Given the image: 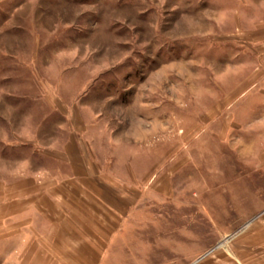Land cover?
I'll return each instance as SVG.
<instances>
[{
	"label": "rangeland",
	"instance_id": "obj_1",
	"mask_svg": "<svg viewBox=\"0 0 264 264\" xmlns=\"http://www.w3.org/2000/svg\"><path fill=\"white\" fill-rule=\"evenodd\" d=\"M262 104L264 0H0V219L21 182L27 219L85 196L74 152L177 264L232 249L264 219Z\"/></svg>",
	"mask_w": 264,
	"mask_h": 264
},
{
	"label": "crops",
	"instance_id": "obj_2",
	"mask_svg": "<svg viewBox=\"0 0 264 264\" xmlns=\"http://www.w3.org/2000/svg\"><path fill=\"white\" fill-rule=\"evenodd\" d=\"M263 108L264 104L250 110ZM79 155L71 153L72 163L78 165L73 168L71 179L80 182L82 177V183L75 184L86 195L79 193L74 197L75 204L62 206L64 210L57 205H64L63 197L52 194L50 203L39 202L41 197H35L38 219L37 215L27 219L30 208L24 200L28 199V188L21 185L23 182L19 184L20 219H0V264H177L178 259L185 262V248L175 250L169 244L155 243L170 240V235L125 231L124 225L135 220L127 218L138 202H132L130 194L102 179L101 174H93L100 178L91 185L92 173L83 167V157ZM258 159L264 165V153ZM248 225L240 235L242 242L229 250L218 248L196 264H264V219H253Z\"/></svg>",
	"mask_w": 264,
	"mask_h": 264
}]
</instances>
